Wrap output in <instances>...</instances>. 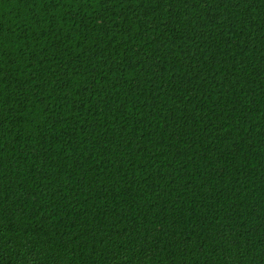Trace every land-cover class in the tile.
Returning a JSON list of instances; mask_svg holds the SVG:
<instances>
[{
  "label": "trees",
  "instance_id": "1",
  "mask_svg": "<svg viewBox=\"0 0 264 264\" xmlns=\"http://www.w3.org/2000/svg\"><path fill=\"white\" fill-rule=\"evenodd\" d=\"M0 264H264V0H0Z\"/></svg>",
  "mask_w": 264,
  "mask_h": 264
}]
</instances>
